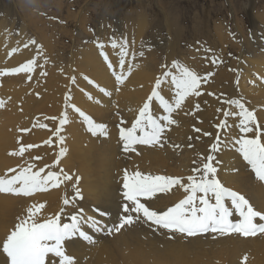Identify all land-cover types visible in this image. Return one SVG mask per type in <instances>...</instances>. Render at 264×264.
<instances>
[{"label":"bare ground","instance_id":"6f19581e","mask_svg":"<svg viewBox=\"0 0 264 264\" xmlns=\"http://www.w3.org/2000/svg\"><path fill=\"white\" fill-rule=\"evenodd\" d=\"M261 20L252 21V34L242 37L237 46L228 44V54L238 57L236 62L230 58L234 71L226 66L225 57L216 56L214 41L225 40L221 28L215 30L212 38L207 34V46L195 50L197 45H194L190 50L182 47L183 28L173 21L174 24L167 23L166 35L159 28L151 30L145 20L138 22V35L131 32L135 27L118 25L112 35L103 36L128 41L130 55L124 65L123 81L119 83L101 54L103 51L107 55L116 74H120L119 49H113L110 40H94L86 50L72 52L70 63L65 62L68 65L65 67L67 58L57 45L59 55L52 38L38 32L35 45L23 30L19 32L17 28L0 24V101H3L0 104V177L6 173L8 177L15 175L10 169L18 172L33 165V172L44 169L42 176L57 172L62 181L59 187L31 197L0 194V245L19 221L27 217L30 206L45 205L37 213L44 222L59 215L61 201L66 197L71 200L77 189L82 198L77 197L65 206L61 222H68L69 216L83 210L85 217H95L112 227L119 223L124 215L122 206L127 203L123 197L125 170L129 174L138 170L154 176L182 177L187 183V177L194 175L193 168L201 167L203 157L210 154V146L217 137L220 149L214 153L213 161L216 178L225 187L244 195L255 209L264 211V182L256 178L236 143L242 137L264 133V20ZM19 36L23 37L19 38L20 44L13 45ZM98 43L105 45L103 50ZM43 48L49 57L41 56ZM141 52L143 56L139 55ZM132 53L136 54L135 59ZM30 60L36 61L33 72L3 74ZM222 60L223 66L219 65ZM174 61L202 77L211 74L203 80L201 94L189 96L173 113L177 124L168 126L164 132L163 146L137 144L135 151H124L120 128L132 127L157 79L166 71H176L172 68ZM247 79L253 80L256 86H248ZM160 91L169 101L174 99L175 89L170 79L161 85ZM234 100L255 113L259 127L254 133L240 131V119L235 115L239 109L229 103ZM76 109L96 123L105 124L108 135H93ZM152 111L154 115H164L155 101ZM226 112L234 115L226 118ZM65 113L67 121L61 126ZM225 119L227 127L219 128ZM261 138L264 140V135ZM28 145L34 147L28 148ZM22 146L26 147L22 156L10 154L18 153ZM64 174L71 179L64 181ZM187 195L182 188L174 186L169 193L157 194L153 200L142 202L154 209L166 210ZM225 203L230 205V201ZM230 210L233 212L230 219L238 222L239 213ZM101 212L106 215H100ZM84 230L94 243L79 237L65 242L67 254L75 258V264H242L245 256L246 264H264V234L243 237L237 233L224 236L205 233L190 237L169 232L143 219L110 234L106 230L94 232L87 226ZM0 264H6L2 251Z\"/></svg>","mask_w":264,"mask_h":264},{"label":"snow or ice","instance_id":"6c2138e0","mask_svg":"<svg viewBox=\"0 0 264 264\" xmlns=\"http://www.w3.org/2000/svg\"><path fill=\"white\" fill-rule=\"evenodd\" d=\"M32 43H35L33 41ZM110 46L113 49H119V67L120 74H116L115 68L108 60V57L102 51L108 66L112 69L117 82H122L124 78V65L129 57V44L126 39L117 41L115 37L110 38ZM98 47L103 50L104 44L98 43ZM135 59L136 54L132 53ZM143 56V52L139 53ZM216 62V61H214ZM36 61L30 60L23 65L6 71L4 75H15L19 73H31L34 71ZM172 68L176 71H166L161 78H158L155 87L139 110L138 118L131 128H120V139L123 141L124 151H135V145L143 144L149 146L162 145L163 134L170 125L177 124L173 113L179 110L186 99L191 95L199 96V91L203 80L208 79L211 74L200 76L194 70L179 62L174 61ZM130 74V72H129ZM170 79L174 86V99L169 101L161 94V85ZM74 82V81H73ZM238 83V82H237ZM106 95H110L106 90ZM157 102V107L162 109L164 115H154L152 111L153 102ZM239 109L240 131L242 133H254L259 127L256 115L249 110L244 103L239 100L229 102ZM3 104V101H0ZM199 109V105L196 106ZM80 116L88 125V130L93 135H108V129L105 124H98L92 118L85 115L79 109H76ZM225 117L234 115L232 112L224 113ZM67 121V114L61 120V126ZM44 127V126H42ZM223 129L227 127V119L224 123L218 125ZM59 131V130H58ZM196 131H200L196 129ZM137 132L142 135H137ZM205 135H210L205 133ZM261 134H254L252 138L247 136L236 141L239 145V152L243 159L251 167L258 180L264 182V140ZM63 141L61 140V143ZM51 144V141H47ZM28 148L34 147L28 145ZM220 149V138L210 146L209 155L203 157L204 163L201 167L193 168L194 175L187 177V183H184L182 177H171L162 175L142 174L135 171L129 174L125 170L123 183V197L127 201L122 206L124 215L120 217L118 224L108 227L97 220L95 217H85L80 210L76 214L68 217V222H61V214L48 218L41 222L37 213L45 207L44 204L32 205L27 209V217L19 221L15 229L7 235L6 239L0 245V251L6 257V264H75V258L67 254L66 241L74 237L82 238L90 243H94L92 236L84 230L87 226L94 232L107 231L109 234L113 231H120L126 225L130 226L134 222L143 219L152 224L167 229L169 232L186 234L187 236H196L205 233H218L221 236L237 233L243 237H255L258 234H264V211L257 210L250 204L244 195L237 191L225 187L218 178H216L217 168L214 166V153ZM26 147L19 148L18 153L11 155H23ZM64 155L63 150L60 153ZM58 163V161H57ZM195 163V161L193 162ZM33 165H29L17 172L16 169H10L16 172L15 175L0 177V194H11L15 196L31 197L37 192H45L50 188L59 187L61 181L60 173L49 172L42 176L44 169L32 171ZM63 170H61L62 172ZM67 174L63 175V180H70ZM174 186H179L188 195L176 203L174 206L167 207L166 210H157L142 202L153 200L157 194H167ZM199 194V195H198ZM80 197L79 190H76L75 196L70 200L65 198V206L73 202L75 198ZM225 201H230L226 205ZM234 209L239 213V221L233 222L230 217ZM106 215V213H100ZM51 257V259H49ZM247 256L242 260L246 264Z\"/></svg>","mask_w":264,"mask_h":264},{"label":"rangeland","instance_id":"374dc122","mask_svg":"<svg viewBox=\"0 0 264 264\" xmlns=\"http://www.w3.org/2000/svg\"><path fill=\"white\" fill-rule=\"evenodd\" d=\"M0 18V24L17 28L19 32L23 30L31 42L36 41L38 32L56 41L53 42L56 51H59V45L67 58L65 67L68 66L65 62L70 63L68 59L72 52L86 50L94 40L109 41V37L103 35H112L118 25L135 27L131 32L138 35V22L145 20L151 30L159 28L166 35L167 23H175L183 28L182 47L190 50L195 48L194 45H197L195 50H200L202 45L207 46V36L210 34L212 38L215 30L221 28L226 41H214L217 43L216 56L225 57L226 66L232 70L235 66L230 58L234 57L227 52L228 44L237 46L242 37L252 34L253 20H264V0H0ZM19 38L23 39L17 37L13 45L20 44ZM189 42L192 46H187ZM37 45L41 46V43ZM42 50L41 56L45 57L47 52L44 48ZM233 60L236 62L238 57ZM219 65H224L223 60ZM252 81L247 79V85L256 86ZM62 209H65L63 201L58 214Z\"/></svg>","mask_w":264,"mask_h":264}]
</instances>
